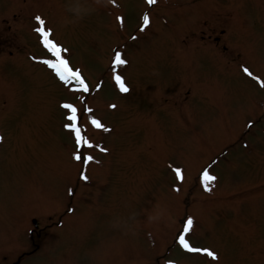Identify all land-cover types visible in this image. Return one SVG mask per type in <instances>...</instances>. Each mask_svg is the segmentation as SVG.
I'll use <instances>...</instances> for the list:
<instances>
[{
    "label": "rangeland",
    "instance_id": "obj_1",
    "mask_svg": "<svg viewBox=\"0 0 264 264\" xmlns=\"http://www.w3.org/2000/svg\"><path fill=\"white\" fill-rule=\"evenodd\" d=\"M36 16L73 70L103 82L86 101L104 125L86 124L90 161L73 160L61 102L80 99L45 67ZM122 46L124 96L109 70ZM261 82L264 0H0L1 263L264 264ZM183 218L215 259L174 246Z\"/></svg>",
    "mask_w": 264,
    "mask_h": 264
},
{
    "label": "snow or ice",
    "instance_id": "obj_2",
    "mask_svg": "<svg viewBox=\"0 0 264 264\" xmlns=\"http://www.w3.org/2000/svg\"><path fill=\"white\" fill-rule=\"evenodd\" d=\"M149 3H153L154 0H148ZM39 25H44V20L40 16H36L34 18ZM144 23H148V17L147 15L144 17ZM36 32L40 34L41 37V42L43 43L44 47L47 48L50 52L54 54L56 57V60H44L43 63L54 68L56 70L57 75L62 81L68 82V81H76L78 82L80 86V90L83 92H87L88 85L86 84L85 80L82 78L81 74L78 71L73 70L70 66L68 61L63 57L62 53L67 51L66 49L62 48L60 45L55 43L50 37H51V30L50 29H45L44 27H37L35 29ZM126 61L122 59L121 53L116 52L115 57H114V64L115 65H123L125 64ZM244 72L247 73L249 76H252V73L247 69L244 68ZM116 82L120 86V90L123 92H127L128 88L125 86L123 82V78L119 75H116L115 77ZM264 84V82H261ZM63 107L65 109H70L71 115L68 116L69 121H76L77 120V109L71 105V104H64ZM114 107V106H113ZM91 123L98 127V128H103L104 126L101 124V122L95 118L92 119ZM65 127H68L72 129L76 133V143L77 144H84L87 147H92V144L87 141V139L81 135L80 129L73 123L66 124ZM107 130V129H105ZM75 159L80 160L81 156L76 155ZM86 160L90 161L93 159L91 156L85 157ZM177 177L182 179V176L180 175L181 170L179 168L175 169ZM204 176L208 180H215L216 178L214 176H210L208 172L204 173ZM87 177H85L86 179ZM192 224L191 218L188 219L187 225L190 226ZM184 231H188V227L186 226ZM181 245L189 250V251H195V252H200L204 251L206 252L209 256H212L214 259L216 258V254L214 252L209 251L208 249H199V248H193L189 242L185 239L183 235H180L179 237Z\"/></svg>",
    "mask_w": 264,
    "mask_h": 264
}]
</instances>
